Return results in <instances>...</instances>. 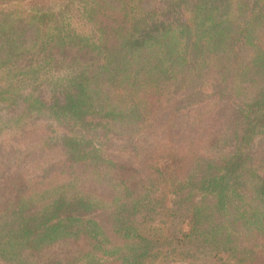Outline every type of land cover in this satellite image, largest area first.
Segmentation results:
<instances>
[{
  "label": "trees",
  "instance_id": "trees-1",
  "mask_svg": "<svg viewBox=\"0 0 264 264\" xmlns=\"http://www.w3.org/2000/svg\"><path fill=\"white\" fill-rule=\"evenodd\" d=\"M0 0V264H264V0Z\"/></svg>",
  "mask_w": 264,
  "mask_h": 264
},
{
  "label": "rangeland",
  "instance_id": "rangeland-1",
  "mask_svg": "<svg viewBox=\"0 0 264 264\" xmlns=\"http://www.w3.org/2000/svg\"><path fill=\"white\" fill-rule=\"evenodd\" d=\"M53 0H50L49 2H52ZM179 264H181V263H179Z\"/></svg>",
  "mask_w": 264,
  "mask_h": 264
}]
</instances>
